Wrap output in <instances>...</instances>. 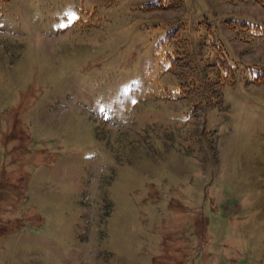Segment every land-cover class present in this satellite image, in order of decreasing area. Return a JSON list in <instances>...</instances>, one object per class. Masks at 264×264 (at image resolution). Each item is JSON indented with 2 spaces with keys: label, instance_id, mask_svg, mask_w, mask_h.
Here are the masks:
<instances>
[{
  "label": "rangeland",
  "instance_id": "1",
  "mask_svg": "<svg viewBox=\"0 0 264 264\" xmlns=\"http://www.w3.org/2000/svg\"><path fill=\"white\" fill-rule=\"evenodd\" d=\"M157 2L0 0V264H264V87L178 98L164 42L264 64V9Z\"/></svg>",
  "mask_w": 264,
  "mask_h": 264
},
{
  "label": "trees",
  "instance_id": "2",
  "mask_svg": "<svg viewBox=\"0 0 264 264\" xmlns=\"http://www.w3.org/2000/svg\"><path fill=\"white\" fill-rule=\"evenodd\" d=\"M157 1L155 4L144 6L143 9H170L179 7L183 3V0ZM253 1L264 9V0ZM111 2L112 0H107V3ZM225 22L230 29L243 35L240 36L243 41H247L245 38L264 39V24L243 19H227ZM184 30V26L168 27L164 40L166 44H175V49L171 50V53L168 52L173 57L169 70L180 79L179 92L183 98L192 97L203 89L216 92L215 85H234L238 74L250 84L264 86V64L253 62H242L240 66L236 64L209 24H205V30L209 32L208 40L205 41L203 35L196 34L195 44L190 37L183 38ZM194 47H196L195 51H193ZM201 47H205L204 53H200Z\"/></svg>",
  "mask_w": 264,
  "mask_h": 264
}]
</instances>
